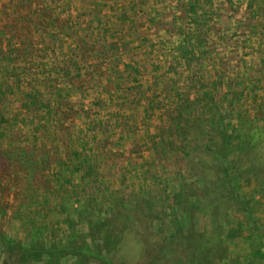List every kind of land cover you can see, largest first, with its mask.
<instances>
[{"label": "rangeland", "instance_id": "rangeland-1", "mask_svg": "<svg viewBox=\"0 0 264 264\" xmlns=\"http://www.w3.org/2000/svg\"><path fill=\"white\" fill-rule=\"evenodd\" d=\"M14 1L0 0L1 13ZM41 1L48 35L0 16L14 36L0 35V238L14 241L0 243V264H162V254L167 264H188L190 240L197 264H264V0H162V14L131 18L92 15V0ZM76 5L86 13L73 14ZM130 21L159 23L141 30L148 37L140 44ZM98 22L111 26L113 60L141 63L127 84L106 82V73L94 79L92 55L76 54L75 39L86 45L106 34ZM197 45L206 47L199 56ZM126 88L143 103L123 98ZM206 89L231 95L204 106ZM28 199L40 204L26 208ZM59 245L63 255L50 258Z\"/></svg>", "mask_w": 264, "mask_h": 264}, {"label": "trees", "instance_id": "trees-1", "mask_svg": "<svg viewBox=\"0 0 264 264\" xmlns=\"http://www.w3.org/2000/svg\"><path fill=\"white\" fill-rule=\"evenodd\" d=\"M169 1H171V0H169ZM10 3H12V4H8V6L7 7H12L13 8V12H12V14H6V10H8V8L6 7V6H3V7H1V9L3 10L2 12L3 13H1V11H0V16L1 17H5L6 19L5 20H8V21H11V22H14V23H9L10 25L11 24H17L16 22H21L22 24H23V28H24V30H26V31H29V33H31V25H33V27L35 28V30H36V32L38 33H42V35H48L47 33V28H48V25H47V23L46 22H43L42 21V17L43 16H45V13L47 12V10L45 9V10H43V6H41V4L43 3L41 0H29V1H26V0H16V1H14V2H10ZM33 4L35 5V6H33ZM28 7V8H27ZM32 7L34 8V9H32ZM27 8V9H26ZM21 9V10H20ZM23 10H25L26 12H24ZM50 12H52V11H50L49 10V14H50ZM11 16H14V18H13V20H11L12 18H11ZM48 16H51V15H48ZM47 16V17H48ZM32 18V19H37V21H32V20H28L29 18ZM46 17V16H45ZM46 17V18H47ZM10 19V20H9ZM44 20V19H43ZM7 21V22H8ZM30 22H32V24L31 25H29V23ZM196 22H198L197 20H196ZM27 23H28V25H27ZM87 22H85V21H83L82 22V24H80V26H82L83 28H85V29H89L90 27H92L91 26V24H86ZM8 23H5L4 25H0V35H2L3 33H6V37H7V39H12L11 41H13V39H14V36H10L9 35V32L8 31H6V28H9L10 26H8L9 25ZM69 22H67L66 24H65V26L66 27H68L69 28ZM64 26V27H65ZM11 27H13V26H11ZM14 28H16V29H18L17 27H14ZM19 30V32L20 33H22V32H24L23 30H21V29H18ZM60 31H61V29H60ZM17 32V31H16ZM62 32V31H61ZM18 33V32H17ZM32 34V33H31ZM105 34V33H104ZM18 35V37L17 38H19L20 39V35L19 34H17ZM104 36H105V38H104ZM104 36H102V37H100L99 38V40H96V41H92L91 43L89 42L88 44H86V45H82L80 42H77L76 41V39H75V42H76V54H78L81 58H86V57H88L87 56V54H91V55H95V58H96V61H95V63L92 65L93 66V68L95 69V70H103V68H105L106 69V71H109V70H111L112 71V73L113 74H116V73H118V71H119V69H118V61H116V60H113L112 59V55H114V53H116L115 52V50H112L113 49V46H112V43L113 42H111V41H113L112 39H111V41L109 40V39H107V37H106V35H104ZM53 37H54V39H59V36L57 35V34H53ZM29 37H26L25 38V40H27ZM0 41H2V39H0ZM22 44H23V41H22ZM22 49H24L23 47H21V48H19V49H17V51L19 52L20 51V54H22ZM1 53H3V51L0 49V55H1ZM116 55H117V53H116ZM21 56V55H20ZM105 66V67H104ZM217 76V79H220V76L219 75H216ZM222 79H220V81H221ZM226 95H231V93L229 94L228 92H221V93H219V92H216V91H211V90H209V89H206V90H204V92L202 93V96H203V99H204V102H205V105L204 106H206V104L208 103H210V104H214V105H216V100H215V98L218 96V97H220V98H222V100L224 101V99H225V96ZM187 102H188V100H185V104H184V106H187ZM189 104V103H188ZM207 104V105H208ZM189 107V106H188ZM1 112V111H0ZM185 113H187V112H185V110H183V109H180V118H186V114ZM169 114V113H168ZM189 114V113H188ZM0 115H1V113H0ZM177 115L178 114H175V113H170L169 114V116H168V119L171 117V119H176V117H177ZM3 125V122H1L0 121V128H1V126ZM164 127V126H163ZM163 129V128H162ZM167 133L169 134V136L171 135V137L173 138V136H174V134H175V131H173V127H171V125L170 126H168L167 128ZM163 131V130H162ZM187 133V132H186ZM233 133H235V131H233ZM160 136V138L163 140V142H165V143H169V142H171V140L168 138V137H166V139H165V136L163 135V133L162 134H160L159 135ZM182 137H183V140H186V137H185V134H183L182 135ZM209 140H211L212 141V139H211V137H210V139H208V141H207V146L208 147H210L209 146ZM184 142H187V141H184ZM213 142V141H212ZM211 142V143H212ZM213 144V143H212ZM215 144H213V146H214ZM217 145V144H216ZM216 145H215V147H216ZM228 143L226 142V143H224V146L221 148V150H222V152H227V153H229L228 152ZM230 161H233V160H230ZM37 163L39 164L40 162L37 160ZM231 163H233V162H231ZM230 163V164H231ZM81 166V165H80ZM224 166H228V162H226L225 164H224ZM83 174L86 176H88L87 178L89 179L90 178V180H91V176H92V169L90 168V169H88L87 167H85V169H84V171H83ZM84 179H85V181H86V178L84 177ZM84 181V180H83ZM263 182H264V180H263ZM228 186H229V188L227 189V190H230L229 191V194H233L234 192H235V189L233 188V187H231L229 184H228ZM231 188V189H230ZM50 189H52V190H55L56 188L55 187H52V188H50ZM50 189H47V190H45V192L47 191L48 192V190H50ZM259 189L260 190H263L264 189V183H261V185L259 186ZM36 191V190H35ZM72 194H73V196H75V198L77 197V199H78V196L80 195V192H81V190H80V187H79V185H76V186H74V187H72ZM36 193H38V191H36ZM183 194L181 193L180 194V196H182ZM47 196V194L45 195V197ZM223 199V198H222ZM225 199H230V196H226L225 197ZM224 200V199H223ZM86 201H88V200H86ZM221 201V200H220ZM28 202H30L31 203V205H26L25 207L26 208H30V207H32V206H34V204H36V203H38V204H40V202H39V200L38 199H36V202L35 201H31L30 199H28ZM89 207H90V209L93 211V208L92 207H94L92 204L90 205L89 204ZM58 208H60V209H62V210H65L66 211V209H67V207L66 206H64V205H59L58 206ZM32 209V208H31ZM243 210V209H242ZM244 211H245V216H246V213L247 212H249V213H251L247 208L245 209L244 208ZM243 211V212H244ZM32 215H33V213H32ZM247 217V216H246ZM245 217V218H246ZM248 219V218H247ZM249 220V219H248ZM162 225V224H161ZM160 233L161 232H163L164 231V229H163V227H160V229L158 230ZM175 231H176V229H175ZM167 236H169V237H172V239H173V235H167ZM167 238V237H166ZM109 239V238H108ZM226 239V237H225V235L223 234V235H221L220 237H219V241L221 242V243H223V241ZM109 241H111V239H109ZM191 242H192V244H190L188 241L186 242L187 244H186V246H187V249L189 250V251H187V253H189V256H191V257H189V260H187V261H189V262H187L188 264H197L198 262V256H197V253H198V250H199V246L197 245V244H195V242H193L192 240H190ZM112 242V241H111ZM0 243L2 244V245H4V246H6V248H10V247H12L13 246V244H14V241H7V240H5L4 238H0ZM113 243V242H112ZM108 244H109V242H108ZM189 246V247H188ZM62 247V245H59V246H53L52 248H51V253H50V258L51 257H54V256H56V255H58V256H61V255H63V254H61V252L62 251H64L63 250V248H61ZM23 249H24V251L25 252H28V253H34V252H36L37 254H40L41 252H42V250L41 251H39V250H35V249H31V248H29V247H23ZM208 249V252H210V254L208 253V258L213 254V249L210 247V248H207ZM163 256H159V259H157V261L158 262H161L162 264H167L166 263V258H167V255L166 256H164V254H162ZM166 257V258H165ZM192 258V259H191ZM153 259V258H152ZM154 261V260H153ZM155 263H156V261H155Z\"/></svg>", "mask_w": 264, "mask_h": 264}, {"label": "crops", "instance_id": "crops-1", "mask_svg": "<svg viewBox=\"0 0 264 264\" xmlns=\"http://www.w3.org/2000/svg\"><path fill=\"white\" fill-rule=\"evenodd\" d=\"M92 1H94V3H92V5L90 7V14L96 15V16H103V15L108 14V12H109V15H121V16L123 15L126 18H131L132 16L157 15V14L160 15L163 12V8H160V4L162 3V0H154L155 1L154 2L155 3V5H154V9L155 10L154 11H150L151 9H148V7H146L147 4L150 3V2H153V0H92ZM148 1H150V2H148ZM184 1H186V0H181V2H183V3H184ZM202 1L203 0H200V2L198 4L196 3V5H200L202 3ZM209 4H213L214 5L213 1L212 2L210 1ZM213 5L211 7V12H213V10H214V13H215L217 6L215 7ZM76 6H78V5H76ZM203 6H204V4H203ZM220 6H221V4L218 5V7H220ZM207 7H209V6H207ZM77 9L79 10L78 12H74V11H71V12L73 14L75 13V14H82V15L84 13H86V12H84L86 10H82V6H78ZM184 9H186L189 12L188 13L189 15L192 14V16L197 13L196 12V10H197L196 6L193 7L191 3H189V4L185 3ZM204 11H207V9L205 8ZM173 13L176 14V12H173ZM198 13H202V12H198ZM208 13H210V11ZM82 22H83V20H82ZM92 23H94V19L93 18H92ZM157 23H159V22H157ZM157 23H155V24L158 25ZM106 24H107V22H106ZM106 24H101V22L96 23V25H98L99 28L101 26L103 31L106 32L105 35H106L107 39L110 40L111 39V35H109L108 32H109V27H111V26L109 24H107V25ZM155 24L153 26L150 23H141V22H139V24H137L136 22H131L130 21V22L126 23V29H128V30L129 29H135L136 31H139V34H138L139 38H137V41L140 42V44L141 43H145L146 44L148 35L146 33H145V35H142L141 34V30H142V32H144L145 30H148V29L155 30ZM198 25L202 28L201 30H208L206 26L203 27L200 24H198ZM181 39H183V37ZM96 40H99V38L93 39V41H96ZM161 40L162 39H160L158 41V44H162ZM198 46L199 45L196 46V52H197V48H198V53H199L198 56H199L201 54V51H202L200 49V47H202L203 51L206 49V47L204 45L199 46V47ZM209 54H210L209 59L210 58L213 59V62L220 61L221 58L214 59V55L216 54L215 52L209 51ZM91 57L93 59L92 62L95 63V61H96L95 55L93 54ZM115 60L116 61L119 60V61L122 62V58L120 56L116 57ZM76 62H77V60H76ZM130 63H132L133 65L130 64ZM130 63H129V65H123V66L121 65V63H118L119 64L118 65V69H119L118 74H121L120 78H116V75L114 77V74L112 73L111 70L106 71L105 68L103 70H95L92 65H91V72H94V74H93V78L94 79L98 78L103 73H106L107 76H108V80L106 82L111 83V82H113V79H115V80H121V79L125 80L126 79V83L125 84H127V82H130L128 80V73L133 72L135 75L136 74L139 75L138 73H140V71H141L140 68H139L141 63H139V64L134 63V62H130ZM76 66H77V64H76ZM75 69H76V71H79V70H77V67H75ZM78 69H80V68H78ZM99 73H101V74H99ZM125 84H124V86H125ZM129 86H131V84ZM130 90H131V88L124 89L123 91H125L126 93H125V96H122V97L123 98L127 97V94H130V95H132L131 97H133L132 100H136L137 104L138 103L142 104L143 100H144L143 96H141V94L139 92L131 94V91L133 90V88H132L131 91ZM137 91H138V89H137ZM94 92L97 93V94L99 93V91L92 90V93H94ZM129 97H127V99ZM140 100H142V102ZM131 102H129V103H131ZM143 113H144V111H143Z\"/></svg>", "mask_w": 264, "mask_h": 264}]
</instances>
